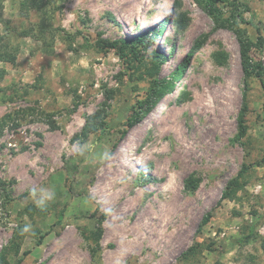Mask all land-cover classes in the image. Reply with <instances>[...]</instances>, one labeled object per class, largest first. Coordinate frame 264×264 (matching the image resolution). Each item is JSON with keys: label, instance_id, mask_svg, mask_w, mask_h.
I'll list each match as a JSON object with an SVG mask.
<instances>
[{"label": "rangeland", "instance_id": "obj_1", "mask_svg": "<svg viewBox=\"0 0 264 264\" xmlns=\"http://www.w3.org/2000/svg\"><path fill=\"white\" fill-rule=\"evenodd\" d=\"M21 1L0 0L2 42L15 54L0 62V264H264L262 90L244 78L233 29L196 0H43L44 12ZM236 1L252 23L237 27L253 43L260 29L250 59L264 66V0ZM137 37L126 62L96 42ZM152 89L162 93L145 111ZM99 110L104 134L78 135ZM34 187L55 192L44 210Z\"/></svg>", "mask_w": 264, "mask_h": 264}, {"label": "trees", "instance_id": "obj_2", "mask_svg": "<svg viewBox=\"0 0 264 264\" xmlns=\"http://www.w3.org/2000/svg\"><path fill=\"white\" fill-rule=\"evenodd\" d=\"M198 3H202L207 14L213 19L215 24L217 26H221L224 28H232L234 33L237 36L238 42H239V50H240V58H241V66L244 74V78L248 79L250 77H255L258 79L259 84L261 86L262 90V110L264 112V66L261 60H258L256 62H253L250 59V52L252 50V47L257 44L258 46H263V38L260 33L259 27L256 26L257 31V43L251 42L242 32L241 28L237 27V19H239L242 23H251L250 21H247L243 18L241 15L239 9L242 7V10L248 11L249 6L246 3L239 2V1H229V0H196ZM229 4L230 9L228 11V15L224 16L223 11L221 9V4ZM20 6L24 10H30V9H36L43 11L46 9L45 1L43 0H22L20 3ZM0 15H1V2H0ZM1 17V16H0ZM1 21V20H0ZM168 19H166L163 24L167 23ZM252 24V23H251ZM236 26V27H234ZM161 29L153 28L152 29V37H155ZM24 36H29V33H26V31H23ZM35 36V35H33ZM2 35L0 34V62L5 61H11L14 59L15 54H11L5 45H3L2 42ZM137 42H129L125 39H117V40H108L105 38H99L97 39L98 45L104 49L109 51H114L124 62L128 59V53H135L136 48L139 43H142L143 40L136 38ZM139 42V43H138ZM200 47V43L194 44L189 51L187 52L185 59L183 60V67L186 66V64L190 61V59L194 56L196 50ZM5 70L3 68H0V78L3 77ZM174 76H178V72L174 73ZM162 91L157 92L156 89H152L149 93L148 97L142 101L143 103H148L149 106L145 108V111L150 110V106L155 104L160 96ZM249 106L246 102V94H243V102L242 106L239 109L238 115H237V129H238V136L243 137L247 132V123H246V115L249 112ZM140 111H135L132 115H130L125 122V129H122L121 136L122 139L126 138V134L128 129H132L141 119ZM264 118V117H263ZM264 120V119H263ZM108 128L107 123L104 121V116L101 110L91 114L88 116L85 125L82 127L80 133L81 137H86L90 132L99 131L100 135L104 134L106 129ZM77 135V136H78ZM248 166L244 164L240 171L237 174V177L229 181L226 185V188L222 194L223 197H230L232 192H234L235 188L239 186V180L238 178L243 175V173L246 171ZM187 185L189 187L195 185V180L192 177H189L187 179ZM64 209H61L57 213V221H60L63 215ZM211 214L206 213L203 218L201 225L206 224L209 221ZM253 229L249 228L248 233L245 234L242 237H239L235 239L236 243L240 244L243 242H246L249 240V238L252 236ZM45 233L41 234L39 236L38 242L42 240ZM17 252V251H16ZM29 251H24L23 255L28 254ZM18 254V253H17ZM23 257H18L15 264H21Z\"/></svg>", "mask_w": 264, "mask_h": 264}, {"label": "clouds", "instance_id": "obj_3", "mask_svg": "<svg viewBox=\"0 0 264 264\" xmlns=\"http://www.w3.org/2000/svg\"><path fill=\"white\" fill-rule=\"evenodd\" d=\"M88 146H81L78 149V154L79 155H84L85 154V148ZM107 153H105V156ZM30 196L34 200L36 206L40 208L41 210H44L47 208L49 202L53 201L55 199V192L51 191L47 188L41 187V188H32L30 190ZM31 230V225H26L23 228V232H29Z\"/></svg>", "mask_w": 264, "mask_h": 264}, {"label": "bare ground", "instance_id": "obj_4", "mask_svg": "<svg viewBox=\"0 0 264 264\" xmlns=\"http://www.w3.org/2000/svg\"><path fill=\"white\" fill-rule=\"evenodd\" d=\"M144 1V0H143Z\"/></svg>", "mask_w": 264, "mask_h": 264}]
</instances>
